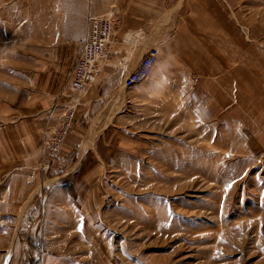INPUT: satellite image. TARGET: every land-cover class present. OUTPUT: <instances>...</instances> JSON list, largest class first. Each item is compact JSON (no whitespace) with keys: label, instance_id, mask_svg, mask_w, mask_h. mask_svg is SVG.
<instances>
[{"label":"rangeland","instance_id":"obj_1","mask_svg":"<svg viewBox=\"0 0 264 264\" xmlns=\"http://www.w3.org/2000/svg\"><path fill=\"white\" fill-rule=\"evenodd\" d=\"M76 1L0 0V145L16 147L18 130L27 129L19 126L27 97L41 96L66 15L80 14ZM218 2L244 45L226 36L234 47L228 67H243L251 84L264 80V59L245 49L264 51V0ZM256 89L264 97V87ZM233 111L226 116L234 119L206 114L193 126L163 120L157 133L131 142L114 136L113 151L100 152L107 161L91 173L94 183L77 194L72 227L51 248L50 264H264V104L243 119ZM57 161L39 167L43 177ZM3 218L0 247L11 235V217Z\"/></svg>","mask_w":264,"mask_h":264},{"label":"crops","instance_id":"obj_2","mask_svg":"<svg viewBox=\"0 0 264 264\" xmlns=\"http://www.w3.org/2000/svg\"><path fill=\"white\" fill-rule=\"evenodd\" d=\"M76 3L80 14L66 15L65 36L54 51L56 60L46 65L41 96L27 97L26 119L19 123L27 129L18 130L16 147L0 145V217L3 221L11 217V235L0 247V264L51 263L55 258L51 248L60 243V233L72 227L68 216L77 214V194L81 195L83 184L94 183L93 172L107 161L100 152L113 151L114 136L131 142L157 133L163 120L193 126L206 114L214 119L230 117L226 116L230 110L241 114L235 118L243 119V113L261 111L264 104L261 89H256L264 87L263 78L258 76L251 84L243 76V67H228L234 47L228 45L226 36H232L230 43L241 50L244 45L238 44L241 40L220 17L215 7L218 0ZM88 14H111L119 24L99 75L81 93L59 160L50 176L43 177L39 168L43 140L63 110L64 95L71 92L68 73L85 37ZM151 46L158 49L151 75L124 87L122 78L137 67ZM245 47L246 52L264 59V51L257 46ZM261 64L264 71V61ZM228 93L233 102L228 101ZM43 198L47 201L41 209L37 201Z\"/></svg>","mask_w":264,"mask_h":264},{"label":"built area","instance_id":"obj_3","mask_svg":"<svg viewBox=\"0 0 264 264\" xmlns=\"http://www.w3.org/2000/svg\"><path fill=\"white\" fill-rule=\"evenodd\" d=\"M118 24V18L111 14L87 15L86 34L68 73L67 82L71 92L64 95L63 110L56 124L43 140L42 156L39 161L41 169H48L58 160L61 148L73 128L75 111L80 103L81 93L99 75L102 64L108 57L113 34ZM157 59L158 49L151 46L137 67L122 78L123 86L130 88L147 79Z\"/></svg>","mask_w":264,"mask_h":264}]
</instances>
